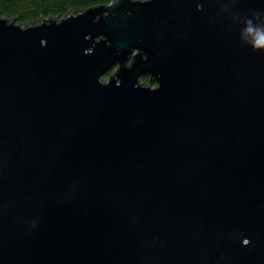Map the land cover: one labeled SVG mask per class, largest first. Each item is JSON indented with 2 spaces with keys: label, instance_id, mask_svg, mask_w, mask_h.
Instances as JSON below:
<instances>
[{
  "label": "water",
  "instance_id": "water-1",
  "mask_svg": "<svg viewBox=\"0 0 264 264\" xmlns=\"http://www.w3.org/2000/svg\"><path fill=\"white\" fill-rule=\"evenodd\" d=\"M249 20L264 0L0 13V264H264Z\"/></svg>",
  "mask_w": 264,
  "mask_h": 264
},
{
  "label": "trees",
  "instance_id": "trees-1",
  "mask_svg": "<svg viewBox=\"0 0 264 264\" xmlns=\"http://www.w3.org/2000/svg\"><path fill=\"white\" fill-rule=\"evenodd\" d=\"M112 1L115 0H0V13L4 17L16 19L21 25H29L43 19L62 18L69 13H79ZM115 69L107 72L104 77L108 78Z\"/></svg>",
  "mask_w": 264,
  "mask_h": 264
},
{
  "label": "clouds",
  "instance_id": "clouds-1",
  "mask_svg": "<svg viewBox=\"0 0 264 264\" xmlns=\"http://www.w3.org/2000/svg\"><path fill=\"white\" fill-rule=\"evenodd\" d=\"M248 27L245 28L249 42L252 44L254 49H264V26H255L252 21L247 22Z\"/></svg>",
  "mask_w": 264,
  "mask_h": 264
},
{
  "label": "flooded vegetation",
  "instance_id": "flooded-vegetation-1",
  "mask_svg": "<svg viewBox=\"0 0 264 264\" xmlns=\"http://www.w3.org/2000/svg\"><path fill=\"white\" fill-rule=\"evenodd\" d=\"M145 79H147V81ZM141 81H142V83H144L146 85H152L153 87L157 86L156 82L154 81V79L151 76H143L141 78Z\"/></svg>",
  "mask_w": 264,
  "mask_h": 264
}]
</instances>
